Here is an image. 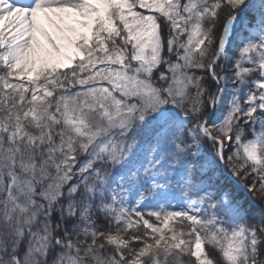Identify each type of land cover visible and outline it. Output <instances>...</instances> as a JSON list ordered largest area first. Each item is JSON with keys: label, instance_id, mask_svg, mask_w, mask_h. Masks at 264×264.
<instances>
[{"label": "snow or ice", "instance_id": "6c2138e0", "mask_svg": "<svg viewBox=\"0 0 264 264\" xmlns=\"http://www.w3.org/2000/svg\"><path fill=\"white\" fill-rule=\"evenodd\" d=\"M0 264H264V0H0Z\"/></svg>", "mask_w": 264, "mask_h": 264}]
</instances>
